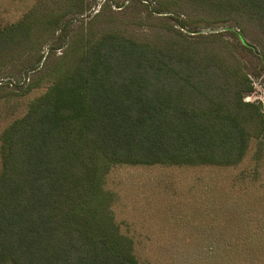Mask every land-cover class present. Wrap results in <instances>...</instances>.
<instances>
[{
  "label": "trees",
  "instance_id": "1",
  "mask_svg": "<svg viewBox=\"0 0 264 264\" xmlns=\"http://www.w3.org/2000/svg\"><path fill=\"white\" fill-rule=\"evenodd\" d=\"M109 1L73 30L44 2L34 28L0 27V78L21 79L14 62L49 42L30 82L52 79L0 138V264H141L104 189L110 170L231 167L264 132V107L244 100L241 61L220 41L163 24L230 23L264 66V0Z\"/></svg>",
  "mask_w": 264,
  "mask_h": 264
},
{
  "label": "rangeland",
  "instance_id": "2",
  "mask_svg": "<svg viewBox=\"0 0 264 264\" xmlns=\"http://www.w3.org/2000/svg\"><path fill=\"white\" fill-rule=\"evenodd\" d=\"M105 1L109 0H0V27L7 31L16 25L34 28L30 14L44 2L48 13L63 11L61 27L69 22L67 30H73L86 23ZM129 1L121 0L124 5ZM109 2L117 9L114 0ZM144 3L154 12L160 10L151 1ZM166 19L163 24L188 38L222 42L241 61L250 81L252 89L245 94V102L264 107V66L232 33L234 25L192 22L185 15L180 20ZM54 28L56 32L59 27ZM49 47L48 42L14 62L21 79L1 75L0 138L51 85L50 77L34 85L30 82ZM61 53L62 49L58 50L57 56ZM1 167L0 156V173ZM104 189L112 195L115 222L121 234L132 241L141 264H264V132L251 139L247 154L235 166L121 164L105 177Z\"/></svg>",
  "mask_w": 264,
  "mask_h": 264
}]
</instances>
